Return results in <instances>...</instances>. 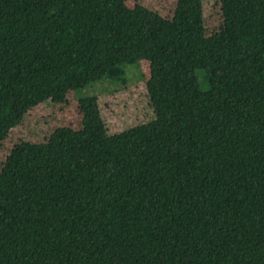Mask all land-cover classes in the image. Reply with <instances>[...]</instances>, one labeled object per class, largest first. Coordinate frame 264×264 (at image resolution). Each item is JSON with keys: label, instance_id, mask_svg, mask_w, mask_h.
Instances as JSON below:
<instances>
[{"label": "trees", "instance_id": "16d2710c", "mask_svg": "<svg viewBox=\"0 0 264 264\" xmlns=\"http://www.w3.org/2000/svg\"><path fill=\"white\" fill-rule=\"evenodd\" d=\"M129 1L0 0V143L141 61L155 113L110 135L77 96L80 129L16 145L0 264H264V0H220L213 35L204 0L170 19Z\"/></svg>", "mask_w": 264, "mask_h": 264}, {"label": "rangeland", "instance_id": "374dc122", "mask_svg": "<svg viewBox=\"0 0 264 264\" xmlns=\"http://www.w3.org/2000/svg\"><path fill=\"white\" fill-rule=\"evenodd\" d=\"M176 1L131 0L127 5L133 7L140 4L170 19ZM203 13L207 34L213 35L223 22L220 0H204ZM149 78L150 64L141 61L128 65L121 78L117 80L104 79L78 92H70L60 104L49 100L31 108L20 124L0 143V171L16 145L24 141L43 143L49 134L62 126L80 129L82 124V114L78 105L80 96L97 97L102 119L110 135L152 121L155 113L147 93ZM200 79L202 80L201 75Z\"/></svg>", "mask_w": 264, "mask_h": 264}]
</instances>
